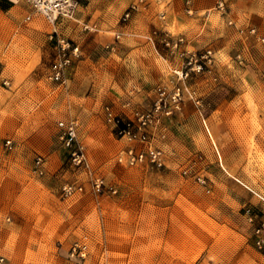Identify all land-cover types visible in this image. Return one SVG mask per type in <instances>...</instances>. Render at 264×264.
I'll list each match as a JSON object with an SVG mask.
<instances>
[{
	"label": "rangeland",
	"instance_id": "1",
	"mask_svg": "<svg viewBox=\"0 0 264 264\" xmlns=\"http://www.w3.org/2000/svg\"><path fill=\"white\" fill-rule=\"evenodd\" d=\"M190 2L122 6L127 33L61 25L76 16L53 26L27 0L0 11V264H264L254 235L264 221V63L190 35L203 20L227 24ZM57 35L79 46L61 82L48 78ZM208 47L205 71L177 80L181 53ZM174 85L181 109L141 130L162 152L157 166L146 142L117 130ZM70 119L80 165L60 139L58 122ZM128 148L143 161L120 160ZM66 185L82 190L64 196Z\"/></svg>",
	"mask_w": 264,
	"mask_h": 264
},
{
	"label": "built area",
	"instance_id": "2",
	"mask_svg": "<svg viewBox=\"0 0 264 264\" xmlns=\"http://www.w3.org/2000/svg\"><path fill=\"white\" fill-rule=\"evenodd\" d=\"M31 6L33 13L41 14L48 22L55 26L58 19L72 20L75 17L76 11L79 7L81 0H27ZM134 9V6H132ZM130 16V10H127L122 20L126 21ZM28 16L27 18H29ZM56 33V29H54ZM118 37V36H116ZM56 56L50 64L48 78L55 82H61L64 77L65 68L70 63L71 55L77 56L79 54V46L72 44L65 38H60L57 35L56 38ZM183 42V38L170 39L166 42L167 45L177 47L178 44ZM183 58V64L181 68L174 69L173 73L176 75L177 80L185 82L192 76H198L202 74L206 67L211 64L214 57V50L212 48H204L198 51H183L181 53ZM7 84V81L4 82ZM183 101V88L179 85H174L170 90L166 87H159L156 91V97L153 102L152 109L150 111L137 114L135 121L132 119L127 120L119 129L118 134L122 136H128L130 138H136L142 142L148 144L147 157L151 163L157 166L162 165V152L155 149L148 142L146 134L141 131L144 127L159 122L160 116L171 115L174 111L181 109ZM108 120H115L118 123V119L115 116H111L108 113ZM58 127L60 128V139L63 146L68 150L70 160L80 165L86 162L85 155L77 139V121L70 119L68 121H59ZM12 142L11 139H5V147L9 148ZM124 156V157H123ZM125 158L129 164H135L142 162L144 159V153L142 151H135L132 148H128L122 151L120 160ZM41 162L38 158L37 164ZM96 188L99 189V184H96ZM82 187L77 185H66L63 187V195L69 196L75 191H81ZM246 213L251 214L247 209ZM250 220H252L250 216ZM255 244L258 249L264 248V221H262L254 230ZM3 261V257L0 256V262Z\"/></svg>",
	"mask_w": 264,
	"mask_h": 264
},
{
	"label": "crops",
	"instance_id": "3",
	"mask_svg": "<svg viewBox=\"0 0 264 264\" xmlns=\"http://www.w3.org/2000/svg\"><path fill=\"white\" fill-rule=\"evenodd\" d=\"M10 1L0 0V11L9 10L12 7ZM189 2L190 0H81L75 23L61 25L83 26L84 30L97 31L108 27L127 33L131 31V24L117 27L122 6H189ZM190 4L197 11H211L208 17L216 13L223 14L222 20L227 22L226 29L220 31L221 24L211 25L203 20L198 24L196 33L191 32L190 35L196 34L199 42H230L243 52L244 58L251 65L264 63V0H191ZM107 18H111V23ZM119 35L118 33L117 36Z\"/></svg>",
	"mask_w": 264,
	"mask_h": 264
},
{
	"label": "trees",
	"instance_id": "4",
	"mask_svg": "<svg viewBox=\"0 0 264 264\" xmlns=\"http://www.w3.org/2000/svg\"><path fill=\"white\" fill-rule=\"evenodd\" d=\"M118 122L120 123V120H118ZM120 125H122V123Z\"/></svg>",
	"mask_w": 264,
	"mask_h": 264
}]
</instances>
